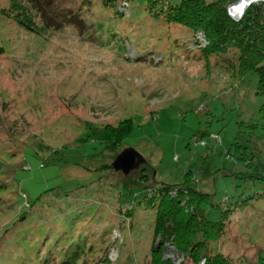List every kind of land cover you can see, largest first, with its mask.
Instances as JSON below:
<instances>
[{
	"label": "rangeland",
	"instance_id": "rangeland-1",
	"mask_svg": "<svg viewBox=\"0 0 264 264\" xmlns=\"http://www.w3.org/2000/svg\"><path fill=\"white\" fill-rule=\"evenodd\" d=\"M194 33L157 25L141 2L0 0V264H181L153 233L155 210L134 203L188 172L212 195L207 221L235 209L213 253L264 254L256 75L235 76L231 54L204 53ZM125 149L145 160L127 177L111 168Z\"/></svg>",
	"mask_w": 264,
	"mask_h": 264
},
{
	"label": "trees",
	"instance_id": "trees-1",
	"mask_svg": "<svg viewBox=\"0 0 264 264\" xmlns=\"http://www.w3.org/2000/svg\"><path fill=\"white\" fill-rule=\"evenodd\" d=\"M117 0H98V5L107 10L112 8ZM128 2H141L147 14L156 21L157 25L178 26L187 30V33L201 32L208 46L204 53L222 57L231 54V58L222 61H231V72L235 76L256 75L255 96L261 97L263 103L259 112L264 115V5L254 4L247 9L240 22L232 21L226 14V7L235 0H121ZM73 22L79 21L74 16ZM78 18V19H77ZM77 19V20H76ZM82 21V20H80ZM72 22V21H70ZM195 34V33H194ZM187 43V41H186ZM234 65V66H233ZM229 66L227 64L226 68ZM131 124H124L121 130H108L105 132L107 141L115 142L125 140L132 132ZM117 131V132H116ZM214 143L220 144V139L213 136ZM216 138V140H215ZM205 144V143H204ZM235 165L248 168L250 160L241 157L234 160ZM260 167V168H259ZM259 167L251 175V179H264V166ZM259 169V170H258ZM194 176L186 173L184 181L179 185L160 184L150 198L143 199L148 190L142 194V201L135 202L134 206L149 205L155 210L153 233L163 239H171L174 247L183 255L181 264H244L235 262L218 252L213 253L210 245L217 242L225 232L226 224L235 209L223 211L217 222L207 221L206 212L214 209L211 193L197 191L187 177ZM195 177V176H194ZM149 195V194H148ZM187 207L183 210L181 205ZM133 206V205H132ZM238 207V206H237ZM154 251H157L155 249ZM155 254H157L155 252ZM71 259V258H70ZM60 261L59 264H73ZM151 264H171L163 261L161 254L152 258ZM252 264V263H246ZM255 264H264V254L260 253Z\"/></svg>",
	"mask_w": 264,
	"mask_h": 264
},
{
	"label": "water",
	"instance_id": "water-1",
	"mask_svg": "<svg viewBox=\"0 0 264 264\" xmlns=\"http://www.w3.org/2000/svg\"><path fill=\"white\" fill-rule=\"evenodd\" d=\"M145 160L133 149L123 150L113 161L111 168L114 173H121L127 177L139 170Z\"/></svg>",
	"mask_w": 264,
	"mask_h": 264
},
{
	"label": "built area",
	"instance_id": "built-area-1",
	"mask_svg": "<svg viewBox=\"0 0 264 264\" xmlns=\"http://www.w3.org/2000/svg\"><path fill=\"white\" fill-rule=\"evenodd\" d=\"M258 4V3H264V0H235L234 2L228 4L226 6V13L227 16L234 22H239V20L243 16V10L244 8L249 4ZM241 4V5H240ZM251 4V5H252ZM237 8H234L236 7Z\"/></svg>",
	"mask_w": 264,
	"mask_h": 264
},
{
	"label": "bare ground",
	"instance_id": "bare-ground-1",
	"mask_svg": "<svg viewBox=\"0 0 264 264\" xmlns=\"http://www.w3.org/2000/svg\"><path fill=\"white\" fill-rule=\"evenodd\" d=\"M252 1V0H251ZM252 3H249L245 8H244V10H243V16H244V13L247 11V9L249 8V7H251L252 5H254V4H252ZM241 5V4H240ZM258 5H259V3H258ZM264 5V4H263ZM261 6H262V3H261ZM234 8H237V6L236 7H234ZM227 14V13H226ZM242 16V17H243ZM242 19V18H241ZM239 22H240V20H239ZM238 22V23H239ZM235 23V22H234ZM201 49V48H200Z\"/></svg>",
	"mask_w": 264,
	"mask_h": 264
}]
</instances>
